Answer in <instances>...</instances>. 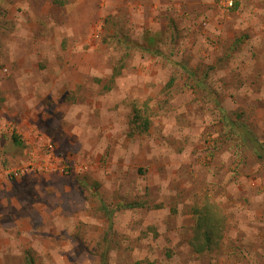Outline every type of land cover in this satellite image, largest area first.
<instances>
[{"label": "rangeland", "instance_id": "1", "mask_svg": "<svg viewBox=\"0 0 264 264\" xmlns=\"http://www.w3.org/2000/svg\"><path fill=\"white\" fill-rule=\"evenodd\" d=\"M259 1L0 0V264H264Z\"/></svg>", "mask_w": 264, "mask_h": 264}, {"label": "built area", "instance_id": "2", "mask_svg": "<svg viewBox=\"0 0 264 264\" xmlns=\"http://www.w3.org/2000/svg\"><path fill=\"white\" fill-rule=\"evenodd\" d=\"M231 6V3L229 4ZM5 128V126L2 124L0 126V135L2 133V130ZM26 139V138H24ZM42 143L40 144L42 146V150L45 153H48V157L46 159L40 160L37 162V160H34L36 156L34 153H28V156L30 158V162L26 164V166H21L17 168H11L8 171H4L5 173L0 174V183L3 181L11 182L13 180H17L21 178L22 176L28 174V173H33L35 171L38 172H61V168L58 167L57 163L55 165V159H53V153H54V144L49 138H42L40 137L38 140ZM26 143L28 141L26 140ZM37 162V163H36Z\"/></svg>", "mask_w": 264, "mask_h": 264}, {"label": "crops", "instance_id": "3", "mask_svg": "<svg viewBox=\"0 0 264 264\" xmlns=\"http://www.w3.org/2000/svg\"><path fill=\"white\" fill-rule=\"evenodd\" d=\"M264 0H260L259 2H258V4H262L261 6V9L260 10H258L257 12H256V15H255V17H259V16H263L264 17ZM253 8V7H252ZM255 14V10L252 12V16ZM264 19V18H263ZM23 63V62H22ZM37 65V64H36ZM11 72V71H10ZM16 81V80H15ZM19 82L21 83V82H24V83H27L26 81H25V79H23L22 77L19 79ZM20 89H22V90H24L25 89V86H22ZM26 89H27V87H26ZM26 91H30V90H26ZM4 95V97L5 98H9V102H5V103H3V105L1 106L0 105V113L1 114H4L3 113V111L4 110H6V108L7 107H9L10 109H9V111H7V115L9 116V117H7L5 114V116L7 117V118H12V116H14V115H16V113L13 111L15 108H17L16 107V102H15V100L14 99H12V97H11V95L10 96H7V95H5V94H3ZM30 95V97L32 96V94H29ZM11 98V99H10ZM12 112V113H9V112ZM20 112V111H19ZM14 142V141H13ZM20 143V142H19ZM14 145L17 147V146H21V145H17L15 142H14ZM0 147H1V144H0ZM31 149V148H30ZM22 157H23V154H22ZM262 209H264V208H262ZM264 211V210H263ZM262 211V212H263ZM261 212V213H262ZM259 222V221H258ZM258 222H256L255 224H254V227L256 228V233H258L257 232V230L258 231H260L261 233H264V223H258ZM249 227H250V225H249V223L248 222H243L242 224H241V229H244L243 231H248V229H249ZM250 230V229H249ZM252 232H250V234H251ZM261 239V238H260ZM262 241V240H261ZM198 250H196V252H197Z\"/></svg>", "mask_w": 264, "mask_h": 264}, {"label": "trees", "instance_id": "4", "mask_svg": "<svg viewBox=\"0 0 264 264\" xmlns=\"http://www.w3.org/2000/svg\"><path fill=\"white\" fill-rule=\"evenodd\" d=\"M134 112L136 113L135 114V117H134V120H139L140 118H141V115L139 114V110H134ZM13 141L14 142H16V137H13ZM247 139H250V138H248L247 137ZM251 139H252V137H251ZM130 206V205H129ZM130 207H133V205L132 206H130ZM209 218H202V219H200L201 221L200 222H198V228H202V226H204V224H205V222H206V227L207 228H205V230L207 231L208 229H209V220H208ZM219 222V221H218ZM217 223V222H216ZM205 242L206 243H209L210 242V236H208V234H207V236L205 237ZM201 248L202 247H198V250L199 251H201ZM26 264H32L29 260H27L26 261Z\"/></svg>", "mask_w": 264, "mask_h": 264}]
</instances>
